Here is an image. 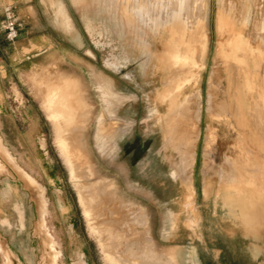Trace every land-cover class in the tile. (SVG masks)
<instances>
[{
    "label": "rangeland",
    "instance_id": "1",
    "mask_svg": "<svg viewBox=\"0 0 264 264\" xmlns=\"http://www.w3.org/2000/svg\"><path fill=\"white\" fill-rule=\"evenodd\" d=\"M73 1L34 2L29 19L16 15L20 32L30 25L25 37L48 39L42 56L32 58L25 39L0 38L2 115L25 131L21 109H36L43 151L29 153L43 170L64 166L70 181L45 190L0 139V174L7 165L24 182L32 208V254L16 255L0 235V264H264V164L239 145L234 160L223 157L217 144L239 136L227 88L240 82L241 57L245 66L264 47V0ZM247 24L254 30L240 31ZM176 41L187 60L176 59ZM243 85L255 92L253 80ZM75 128L84 188L61 151Z\"/></svg>",
    "mask_w": 264,
    "mask_h": 264
},
{
    "label": "crops",
    "instance_id": "2",
    "mask_svg": "<svg viewBox=\"0 0 264 264\" xmlns=\"http://www.w3.org/2000/svg\"><path fill=\"white\" fill-rule=\"evenodd\" d=\"M34 2L41 5L44 0H0V38L2 40L5 41L3 32L1 31L3 7L7 5L12 6L18 18L29 19L32 16ZM69 2L72 8L79 6L73 0H69ZM246 10L247 15H250L249 11L251 7L249 2L247 3ZM61 19L62 23L66 25L62 17ZM251 27L252 25L247 24L246 28L240 31L243 33L253 31L254 29H250ZM29 30L30 25H24L22 32L19 30L18 39L20 38V41L25 39V47L23 46L22 48L31 52L33 51L31 54L32 58L40 57L46 53V51H42L41 47L45 43L46 46L44 48L50 46L47 44L48 39L39 37L40 39L35 41L29 37H25L26 35L24 33H28ZM70 32L73 34L75 32V41L79 45V33L73 24ZM51 48H53L52 45ZM87 48L86 56L95 61V55L91 50L89 42ZM253 50H255L254 54H256V57L252 59L247 54L245 66L243 65L244 58L241 57V67L238 77L240 82L237 85L233 83L230 88H227V90H230L229 95L232 97L231 122L233 128L239 133V136L232 134L231 137H221L217 141V144L223 145V157L229 156L233 160L237 156L236 145H239V149L241 148L245 154L251 157L250 160L253 162V165L261 170L264 167L260 169L259 165L264 163L255 159L264 155V103L260 99L261 96L264 97V57H258L259 53L264 56V47L256 46ZM76 54H78V51H75ZM72 56H74V51L72 52ZM53 64L51 62V65ZM231 79L235 80L236 75H233ZM245 79L254 81L255 92L253 94L246 91L243 85ZM2 108L0 105V139L16 164L45 190H50L57 183H60L62 179L69 184L68 173L63 164L61 168L43 170L44 168H40L43 160L40 161L29 153L32 149L43 151L39 143V136H42L43 132L37 129L39 128V116L36 109L31 105H24L22 107L23 109H21L27 119L25 132L18 130L17 124L2 115ZM256 111L259 112L261 117L259 122L254 114ZM5 169L6 171L0 174V235L6 241H9L16 255H31L32 252L28 248L29 239L25 235L32 221L30 193L27 191L24 182L7 165ZM59 194H62L61 191H59ZM53 223L57 225L59 222L56 220ZM20 240H23L26 246V248H22V251L18 250L20 248L17 241Z\"/></svg>",
    "mask_w": 264,
    "mask_h": 264
},
{
    "label": "bare ground",
    "instance_id": "3",
    "mask_svg": "<svg viewBox=\"0 0 264 264\" xmlns=\"http://www.w3.org/2000/svg\"><path fill=\"white\" fill-rule=\"evenodd\" d=\"M176 17V16H175ZM176 19H177V17H176ZM219 19V18H218ZM178 20V19H177ZM171 24H172V22H170ZM177 23V22H176ZM170 25V24H169ZM169 30L170 29H166V31H167V33H171V32H169ZM172 30H173V33L174 34H176V32L178 31L177 30V27H175V29H173L172 28ZM166 36V35H165ZM166 38H168V40L167 41H171V39H172V37H171V35L170 34H168L167 35V37ZM177 42V41H176ZM179 43H181V42H177V45H176V59L178 60V59H181V60H187V57L185 56V52H182L181 51V49L179 48ZM196 48H198V51H199V53H200V55H201V52H202V47H200V46H196ZM192 49V47H190V50ZM193 49H194V47H193ZM195 51H196V53H198L197 52V49H195ZM193 53L195 54V52L193 51ZM193 54V55H194ZM196 55V54H195ZM194 55V57L193 58H196V60H195V62L197 61V57ZM199 57L200 56H198V59H199ZM200 60V59H199ZM195 71V70H194ZM255 80V79H254ZM256 83V82H255ZM178 85V84H177ZM185 85H187L186 83H183V82H180V85H178V90L180 91ZM194 87V86H193ZM186 88V87H185ZM54 94V93H53ZM52 94V95H53ZM159 94H161V95H163V93H161V92H159ZM180 95V94H179ZM178 96V95H177ZM176 96V97H177ZM159 97V96H158ZM173 97H175L174 96V93H173V95H172V98ZM160 98V97H159ZM169 98H171L170 96H169ZM168 100H171V99H168ZM178 106V100L176 99L175 101H174V105H173V108L172 109H174L175 107H177ZM184 124V123H183ZM76 129V128H75ZM73 130V136H72V142L70 143V145L69 144H62V148H61V151H62V153L65 155V157L66 158H69V162L71 163V173H72V175H73V178L74 179H77L76 181H77V183H78V185L80 186V188L81 187H83V182L81 181L82 179H83V177H88V174L87 173H85V171L83 170V168H82V164H81V154L79 155L77 152L78 151H81V143H80V139H81V135H82V133H81V129L79 128V130H78V128L76 129V130ZM58 146H59V144H57ZM60 147V146H59ZM67 147H70V149H71V158H72V160H70V155L68 154V152H67ZM67 163V162H66ZM18 170L20 171V168H18ZM21 172H23L22 170H21ZM20 172V173H21ZM25 173V172H24ZM27 176V175H26ZM21 177H23L22 176V174H21ZM30 177V176H29ZM32 178V177H31ZM31 178H30V180H31ZM24 179V178H23ZM25 180V179H24ZM25 181H27V179L25 180ZM34 182V181H33ZM33 182H31V183H33ZM28 183V182H27ZM33 184H35V183H33ZM34 188V187H33ZM79 188V189H80ZM84 188V187H83ZM82 188V189H83ZM36 189H38V188H36ZM79 192H80V190H79ZM37 194V193H36ZM42 202V201H41ZM43 205V204H42ZM45 205V204H44ZM41 206V205H40ZM42 208H43V206H42ZM38 209V208H37ZM43 211V210H42ZM41 211V212H42ZM39 213V212H38ZM44 220V219H43ZM43 222V221H42ZM144 222V224H146V221L144 220L143 221ZM143 222H142V226H143ZM43 226H44V224H43ZM191 238V237H190ZM55 248V247H54ZM50 252H51V250H50ZM175 253V252H174ZM174 253H171V254H169V256H171V258H174L175 259V254ZM55 257V256H54ZM53 258V257H52ZM165 258H167V257H165ZM56 259V258H55ZM150 260H151V258H149ZM154 259V258H153ZM53 260V259H52ZM158 261H160V262H162V261H164L163 259H160V260H158ZM49 263V262H48ZM53 263L54 264H57L56 263V261L54 260L53 261Z\"/></svg>",
    "mask_w": 264,
    "mask_h": 264
},
{
    "label": "built area",
    "instance_id": "4",
    "mask_svg": "<svg viewBox=\"0 0 264 264\" xmlns=\"http://www.w3.org/2000/svg\"><path fill=\"white\" fill-rule=\"evenodd\" d=\"M17 17L12 6H5L2 9V32L7 43L15 42L19 37Z\"/></svg>",
    "mask_w": 264,
    "mask_h": 264
}]
</instances>
